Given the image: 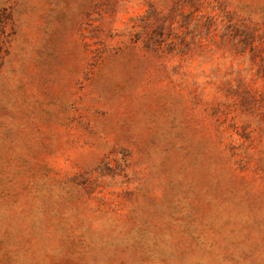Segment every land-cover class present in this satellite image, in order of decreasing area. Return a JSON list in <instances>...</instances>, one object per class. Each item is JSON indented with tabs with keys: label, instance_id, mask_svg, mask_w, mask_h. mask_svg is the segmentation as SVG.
<instances>
[{
	"label": "rangeland",
	"instance_id": "obj_1",
	"mask_svg": "<svg viewBox=\"0 0 264 264\" xmlns=\"http://www.w3.org/2000/svg\"><path fill=\"white\" fill-rule=\"evenodd\" d=\"M0 264H264V0H0Z\"/></svg>",
	"mask_w": 264,
	"mask_h": 264
}]
</instances>
